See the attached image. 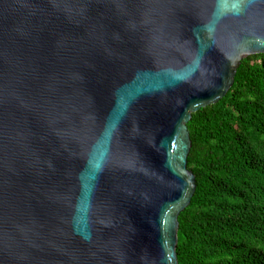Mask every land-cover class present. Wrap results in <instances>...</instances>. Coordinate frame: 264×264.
I'll return each mask as SVG.
<instances>
[{"label": "water", "instance_id": "water-1", "mask_svg": "<svg viewBox=\"0 0 264 264\" xmlns=\"http://www.w3.org/2000/svg\"><path fill=\"white\" fill-rule=\"evenodd\" d=\"M264 53V0H0V264H180L193 113Z\"/></svg>", "mask_w": 264, "mask_h": 264}, {"label": "trees", "instance_id": "trees-1", "mask_svg": "<svg viewBox=\"0 0 264 264\" xmlns=\"http://www.w3.org/2000/svg\"><path fill=\"white\" fill-rule=\"evenodd\" d=\"M188 128L197 189L179 216V263L264 264V53Z\"/></svg>", "mask_w": 264, "mask_h": 264}]
</instances>
